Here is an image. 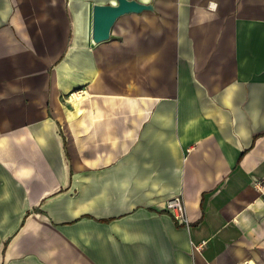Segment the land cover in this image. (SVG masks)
<instances>
[{
	"label": "crops",
	"instance_id": "obj_1",
	"mask_svg": "<svg viewBox=\"0 0 264 264\" xmlns=\"http://www.w3.org/2000/svg\"><path fill=\"white\" fill-rule=\"evenodd\" d=\"M137 1L0 0V264H264V0Z\"/></svg>",
	"mask_w": 264,
	"mask_h": 264
},
{
	"label": "water",
	"instance_id": "obj_2",
	"mask_svg": "<svg viewBox=\"0 0 264 264\" xmlns=\"http://www.w3.org/2000/svg\"><path fill=\"white\" fill-rule=\"evenodd\" d=\"M152 4L137 0H116L115 4H95L93 6L92 39L102 43L111 38L117 20L127 14L152 10Z\"/></svg>",
	"mask_w": 264,
	"mask_h": 264
},
{
	"label": "rangeland",
	"instance_id": "obj_3",
	"mask_svg": "<svg viewBox=\"0 0 264 264\" xmlns=\"http://www.w3.org/2000/svg\"><path fill=\"white\" fill-rule=\"evenodd\" d=\"M91 28H92V24H91ZM1 151H4V149H0V152ZM15 163L16 162L10 163L9 158L7 162L0 163V177H1L0 182H4L3 186L5 187L12 186L19 188L21 186H24L21 180L10 178V175L13 176L15 174H19L20 172L21 164L18 163L16 165ZM18 199H20V197H18Z\"/></svg>",
	"mask_w": 264,
	"mask_h": 264
},
{
	"label": "built area",
	"instance_id": "obj_4",
	"mask_svg": "<svg viewBox=\"0 0 264 264\" xmlns=\"http://www.w3.org/2000/svg\"><path fill=\"white\" fill-rule=\"evenodd\" d=\"M166 209L177 222L187 223V209L182 198L174 197L167 200Z\"/></svg>",
	"mask_w": 264,
	"mask_h": 264
},
{
	"label": "bare ground",
	"instance_id": "obj_5",
	"mask_svg": "<svg viewBox=\"0 0 264 264\" xmlns=\"http://www.w3.org/2000/svg\"><path fill=\"white\" fill-rule=\"evenodd\" d=\"M115 2H116V0H115Z\"/></svg>",
	"mask_w": 264,
	"mask_h": 264
}]
</instances>
